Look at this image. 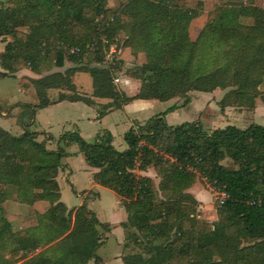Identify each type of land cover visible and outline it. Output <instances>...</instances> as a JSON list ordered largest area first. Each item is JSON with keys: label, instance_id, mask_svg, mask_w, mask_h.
<instances>
[{"label": "trees", "instance_id": "obj_1", "mask_svg": "<svg viewBox=\"0 0 264 264\" xmlns=\"http://www.w3.org/2000/svg\"><path fill=\"white\" fill-rule=\"evenodd\" d=\"M21 1L26 4L18 16L0 6V39L5 42L0 77L25 66L41 73L65 60L80 64L32 78L39 100L24 103L23 131L13 134L0 127V204L11 195L31 204L38 190L55 213L42 226H28L27 235L1 215L0 264L18 261L17 253L23 256L21 264H88L91 259L99 263L96 250L111 223L101 220L85 201L67 207L60 200L56 175L70 143H76L96 168L93 180L114 190L126 211L120 222L125 230L123 246L134 243L141 249L122 254L126 264H264V124L228 123L206 129L199 118L177 124L165 119L167 111L188 103L193 89L230 87L219 101L221 108H253L255 97L264 100V91L258 88L264 80V7L253 2L219 4L190 39L189 23L200 11L185 0H127L115 9L105 7L102 0ZM66 16L73 22H64ZM92 41L95 49L84 48ZM111 44L130 46L134 54L145 55L144 62L126 70L140 80L133 95L113 81L121 62L102 63V51ZM78 46L82 49L75 50ZM78 69L91 75L92 95L110 98L98 110L100 115L137 97L183 99L128 128L124 149L114 146L107 129L90 141L77 129L64 130L56 146L47 147L28 127L37 107L64 98L93 102L75 90L72 74ZM51 87L68 92L50 99ZM226 158L236 166L225 165ZM149 166L159 175L158 183L138 174ZM197 173L226 192L223 202L215 203L214 220L198 216V201L187 190ZM159 191L178 197L164 200Z\"/></svg>", "mask_w": 264, "mask_h": 264}, {"label": "crops", "instance_id": "obj_2", "mask_svg": "<svg viewBox=\"0 0 264 264\" xmlns=\"http://www.w3.org/2000/svg\"><path fill=\"white\" fill-rule=\"evenodd\" d=\"M194 18H196V16ZM188 36L190 39H193L196 34L191 35L188 33ZM1 44L2 47L0 51L4 47V41H1ZM115 46L117 48L116 53H118L119 56L118 59L121 62V68L115 71L113 81L115 80L114 78H117V80L114 81L116 86L120 90L124 91L125 94L133 95L140 87V80L130 75L126 70L130 65L133 64V60H136L138 57L137 61H143V59H145V55L142 51H138L136 54H134L131 51L130 46ZM78 65L79 64L72 62L71 60H65L61 66H54L50 70L42 71L41 73L32 70L28 66H25L10 75L0 77L5 78L7 76H12L18 79L19 91L22 93V98L14 101L16 103H14L11 108H9V111L0 108V127L7 129L13 134H19L23 131L24 126L22 124L23 121L20 117V114L22 110H26L24 103H36L39 100L38 91L36 88H34L35 86L31 82L32 78L39 77L42 74H46L53 70L62 71L67 67ZM78 72L88 71L79 69L74 71L72 74V82L75 85V90L79 94L91 96L93 102L87 103L81 99L69 100L64 98L37 107L32 122L28 126L29 129L37 132V140H45L47 147H55L57 136L64 130L77 129L86 140H93L97 132L102 129H107L113 136L112 143L114 146L117 149H124L127 147V144L124 140L123 134L128 128H130L132 125L134 126L136 122H143L149 116L164 110L167 106L173 104L174 100L176 99V97H172L167 100L137 97L123 102L119 107H108L107 110L100 115L98 110L103 103L110 101V98L92 95L93 84L91 90L86 89L88 84L85 85L83 83L84 80L81 76H78ZM263 82L264 80L260 83V86ZM29 84H32L33 86L32 89L27 92L26 86H29ZM260 86L258 85V88L261 90ZM217 88L218 87L214 88L212 91H202L197 89L190 90L188 92L190 95L188 103L185 105H179L174 109L167 111L165 114L166 121L169 124H177L197 118L201 119L202 121L203 117L201 115V111L206 109L208 105L211 109H213V106L216 105V99H213L214 96H212V93H214ZM61 91L68 92L66 89L51 87L48 88L47 94L50 99H54ZM53 95H55V97H53ZM12 109L17 111L16 115L20 118L19 122L18 120L12 122V120L9 119L8 116ZM227 111V109L224 110L225 113ZM248 115V119L243 117V120L247 119L251 120L250 123L253 121L264 124V100L260 96L255 97L254 106ZM218 116H220L219 119H222L223 117L222 114ZM238 116L239 113L236 114V117ZM248 124L249 122L236 125L244 127ZM65 148L68 153H66V155L61 158L62 165L60 166L58 174L56 175V179L60 187V200H62L67 205V207L77 206L85 201L87 206L94 210L96 215L101 220L110 222L112 228L111 231L107 233V237L111 232L116 231L118 238L117 246L112 253L113 257L108 258L106 262H108V264H112L114 261H119V264H126L122 259V253L125 248L123 246L125 230L120 225V222L126 219V211L123 205L120 203L119 196L113 190L117 195V199H115L112 207L109 206L107 212L105 210L101 211L102 213H100V211L98 212L96 209H94L92 204L96 200L100 201L102 194H108L107 189L109 188L96 183L93 180L92 174L96 168L90 166L87 163L84 154L79 150L76 143H70L66 145ZM143 172L151 176L153 180L155 179L154 181L157 183L158 178L153 176L155 172H152L151 174L146 171ZM187 190L192 193V195L199 202L201 213L204 214L206 211H208L207 205L204 201V193L202 192L198 183H194L192 186L188 187ZM71 191H73V193L79 197L77 203H73V205H70L71 203L67 201V198L71 199L68 193ZM33 196L34 199L33 203L31 204L20 202L18 200H14L13 198H8L1 203L2 206H6V209H9L6 211V214L4 213V216L10 221L13 229H16V224L13 221L12 216L19 218V220L23 218L35 220V218H40L43 216L47 218L48 215V219L46 220V222H48L55 215L50 203L47 200L42 199L39 196H35V193H33ZM159 196L164 200H175L178 197L176 194L162 191H159ZM16 208L23 210L21 213L22 216H18L16 214ZM209 213H214V215L205 216L208 220L216 219L217 213L213 207ZM102 215L104 217H101ZM106 239L104 241H106ZM99 256L101 261L103 256Z\"/></svg>", "mask_w": 264, "mask_h": 264}, {"label": "rangeland", "instance_id": "obj_3", "mask_svg": "<svg viewBox=\"0 0 264 264\" xmlns=\"http://www.w3.org/2000/svg\"><path fill=\"white\" fill-rule=\"evenodd\" d=\"M175 1H177V2L179 1V3H180V0H175ZM102 2H103L105 7L115 9V8H119L121 5L122 6L125 5L127 3V0H102ZM226 2H243V3L253 2L257 5L264 7V0H185V4L187 6L197 8L200 11L199 14L196 16V18H193L192 22L189 23L188 30H187L188 33H190L191 35L197 34L200 31V29L202 28V26L204 25V23L213 17V15L216 12L217 5L223 4ZM23 4H26V2L21 1V0H0V6L5 8L10 13H13L15 16H18L19 14H23L24 9L22 10V7H21ZM29 4H31V3H29ZM66 17L67 18L65 19L64 22H66V23L73 22L74 18L72 16H66ZM57 19L60 20V18H57ZM241 20L244 22H246V21L249 22L250 18L241 17ZM23 29H24V27H23ZM63 29H64V27L62 26L61 30H59V31L62 32ZM60 32L56 36H59ZM5 38L10 39L11 36H6ZM0 40L4 41L2 39H0ZM104 40H105L104 37H102V41H104ZM1 41H0V49L2 47ZM88 43H90V42H88ZM4 44H5V42H4ZM111 45H113V47H114V49L111 53H110L111 49H109V50L104 49V51H102V57H103L102 63L103 64H105V60L109 61V62H113V63H116L117 60H119L118 59V57H119L118 53H116L117 48H116L115 44H111ZM95 48H96V46H95V43L93 42V47L88 48V49L91 50V49H95ZM106 54L109 55V58H106ZM91 56L95 57L96 54H92ZM110 56H112V57H110ZM86 59L87 58L84 57L82 62H85ZM137 60H138V57L136 60H133V64L130 66H134L136 64H141L142 62H144V59H143V61H141V60L137 61ZM77 64H80V63H77ZM78 76L82 77V79L84 80L83 83L85 85L88 84L86 89L91 90L92 89L91 75L88 72H78ZM32 86H33L32 84H29V86H26L27 92H29L32 89ZM229 88L230 87H225V88L218 87L214 91V93H212V96H214L213 99H216V105L213 106V109H211L208 105L206 109H203L201 111V113H202L201 115H202L203 119H202V121H201V119H199V120L202 122L203 126L206 129H211V128H215L218 126H224L228 123H232V124H243V123H247V122L250 123L251 120H247L248 119L247 117H249L248 114H250V111H252V108L247 107V106L237 107V106H233V105L232 106L226 105L224 108L220 107L219 101L221 100V98L223 97V95L225 94V92ZM260 88L262 91H264V82L261 84ZM214 94H216V95H214ZM53 97H55V95H53ZM20 98H22V93L19 91L18 79L14 78L12 76L0 78V108H2L4 110L6 109L9 111L10 110L9 108H11L14 103H16L14 101H17V99H20ZM182 99H183L182 97H179V98L176 97V99L174 100V103L180 104ZM226 109L228 111L225 113L224 110H226ZM16 112H17L16 110L12 109L9 116H8L9 119L12 120V122L16 121V120H18V122H19V120H20V118L16 115ZM238 113H239V116L236 117V114H238ZM220 114H222V116H223L222 119H219L220 116H218V115H220ZM215 115H216V119H215ZM243 117L247 118V119L243 120ZM236 118H238V119H236ZM134 126H135V124H134ZM222 162L229 167H232V166L235 167L236 166V164H234L229 158L224 159ZM140 171H142V170L137 171L138 174L139 173L145 174L143 171H146L149 174H151L152 172H155V170L152 166H149L147 169L143 170L142 171L143 173ZM153 176L155 178H158V180H157V183H158V181L160 179L159 175H157V173L155 172L153 174ZM194 183H198L202 192L204 193V201H205V204L207 205V208H208V211H206L204 214H202L201 208L199 207L200 204H199V202H197L196 209L198 212V216L206 218L205 216L214 215V213H209V212L212 210V207H213V209H215V203L218 202L220 199V190H218V187L210 184L207 181V179L204 176L200 175L199 173H197L195 175ZM107 190H108V194H102L101 200L100 201L96 200L92 204L93 205L92 207L94 209H96L98 212L100 211V213H102L101 211H105V210L107 212L109 206L112 207L115 199H117V195L112 189H107ZM34 193H35V196L39 195L38 190H34ZM68 193H69V196L71 197V199L67 198V201L69 203H71L70 205H73V203H77L79 197L77 195H75L73 193V191L68 192ZM8 198H13L14 200H17L14 197V195L9 196ZM8 198H6V199H8ZM5 200H3L2 202H4ZM20 202H22V201H20ZM8 210L9 209H6V206H2L0 204V216L4 215V213L6 214L7 213L6 211H8ZM22 211H23L22 209H17V208L15 209V212L18 216H22V214H21ZM215 211H216V209H215ZM17 212H19V213H17ZM101 217H104V216L102 215ZM12 219L16 224L15 230L18 231L21 235H27L26 229L28 226H30V225H39V226L41 225L42 226L46 222V220L48 219V215H47V218L45 216H43L40 218H35V220H33V219L30 220L29 218H26V219L23 218V219L19 220V218L15 217V216H12ZM113 232H111L108 235L106 241H104L96 250V253L98 255L103 256V259L101 261L99 260L98 264H108V262H106V260L108 258L113 257L112 253L117 246V238H118L117 232L116 231H113ZM139 250H141V249L137 245H135L134 243H130L129 247L124 248L122 254H124L126 252L127 253L128 252H136ZM30 255L27 254L25 256L29 257ZM19 256H20V253H17V255L15 257H17L18 261L13 262L11 264H21L23 256H21V257H19ZM19 258H21V259H19ZM88 264H94L93 260L91 259ZM112 264H119V261H114V262H112Z\"/></svg>", "mask_w": 264, "mask_h": 264}, {"label": "built area", "instance_id": "obj_4", "mask_svg": "<svg viewBox=\"0 0 264 264\" xmlns=\"http://www.w3.org/2000/svg\"><path fill=\"white\" fill-rule=\"evenodd\" d=\"M91 47H93V42H90V43H86L85 45H84V48H91ZM80 49H82L80 46H78V47H75V50H80ZM109 49H111V51H110V53L113 51V49H114V47H113V45H110V47L108 48V50ZM71 50H73V49H71ZM110 57H112V56H110ZM106 58H109V55H107L106 54ZM115 80L114 81H116L117 80V78H114ZM218 190H220V199H219V202H223V200H224V198H225V196H226V192L222 189V188H220V187H218Z\"/></svg>", "mask_w": 264, "mask_h": 264}]
</instances>
